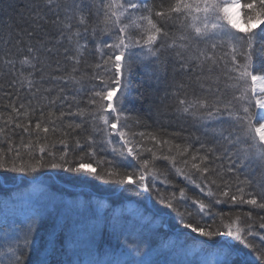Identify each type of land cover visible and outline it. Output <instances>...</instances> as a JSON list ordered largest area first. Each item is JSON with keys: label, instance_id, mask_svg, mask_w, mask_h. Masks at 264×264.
<instances>
[{"label": "snow or ice", "instance_id": "1", "mask_svg": "<svg viewBox=\"0 0 264 264\" xmlns=\"http://www.w3.org/2000/svg\"><path fill=\"white\" fill-rule=\"evenodd\" d=\"M0 79V264H264V0H0Z\"/></svg>", "mask_w": 264, "mask_h": 264}, {"label": "trees", "instance_id": "2", "mask_svg": "<svg viewBox=\"0 0 264 264\" xmlns=\"http://www.w3.org/2000/svg\"><path fill=\"white\" fill-rule=\"evenodd\" d=\"M164 2H165V0H153V3H157V4L158 3H164ZM166 6H167V3H165V7ZM157 10H159V9H157ZM92 26H95V25L92 24ZM87 59L89 60L90 64H95L98 62L96 53L87 54ZM86 74L91 75L90 72L86 73ZM223 83L231 85L233 82L232 81H223ZM0 86L7 88V81L0 79ZM143 91H144V85H143L142 79L140 77H137L136 78V89H135L133 95L131 96V98L129 100V104H128L129 112L134 117H137L139 120L138 124H133V126H132L133 131H135V132L144 131L146 134L147 133H153V134H156L157 137L160 139H167L169 141H173V136H172L173 133L179 132L180 127L187 128L190 126V122L184 123L183 121H181L179 126H172V127H163L162 126V127L158 128L157 125L154 123V119H156V117L152 113L146 112L144 109V101L141 98L143 95ZM233 91H234V89L229 88L225 92V96L230 97L232 95ZM159 94L161 96L163 95V86L161 87V92ZM4 95H5V93L3 91H0V111H5V109L2 107V105L8 103L7 100L3 99ZM20 95H24V93L21 92ZM78 99H83V98L78 97ZM171 104H172L171 100H165L164 101L165 107L162 111H169L170 112L171 108L168 106ZM81 107H85V105L82 103ZM160 119L164 120L165 123L168 121V117L161 116ZM164 133H167V135H165ZM183 134L186 135L187 133H183ZM173 142L174 143H181L182 145L184 143L181 140H175ZM145 146L146 147H153V144L146 142ZM109 158H111V157H109ZM157 164H158V168L160 170L165 171V173H166V175H168L169 179H173V174L171 172L167 171V162H159L158 161ZM159 179H160V181H163L164 177L160 176ZM0 182H2V181H0ZM55 183L58 186L66 187L68 185L78 186V185L84 184L85 181L79 180V179H73L68 175H61V176L55 177ZM174 183H177L180 186H184V182L178 178L174 179ZM80 190H81L80 187L70 188V191H80ZM85 190L94 191L97 189H95L91 185H89L87 187V189H85ZM98 191H99L100 196L102 198H106L109 195L106 188H99ZM189 192H190V194H198L197 190L191 186H189ZM218 207H219L220 211H223L226 213L227 212H236L238 210V209H232L228 205H223V204L219 205ZM247 210H249V206H245V208L243 209V211H247ZM257 243H258V241H257Z\"/></svg>", "mask_w": 264, "mask_h": 264}]
</instances>
